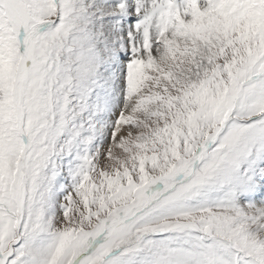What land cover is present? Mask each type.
<instances>
[{
  "label": "snow or ice",
  "instance_id": "obj_1",
  "mask_svg": "<svg viewBox=\"0 0 264 264\" xmlns=\"http://www.w3.org/2000/svg\"><path fill=\"white\" fill-rule=\"evenodd\" d=\"M0 264H264V0H0Z\"/></svg>",
  "mask_w": 264,
  "mask_h": 264
}]
</instances>
